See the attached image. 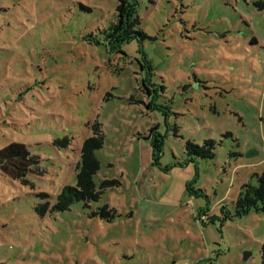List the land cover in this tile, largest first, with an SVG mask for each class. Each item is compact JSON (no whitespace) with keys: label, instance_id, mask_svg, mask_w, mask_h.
<instances>
[{"label":"rangeland","instance_id":"rangeland-1","mask_svg":"<svg viewBox=\"0 0 264 264\" xmlns=\"http://www.w3.org/2000/svg\"><path fill=\"white\" fill-rule=\"evenodd\" d=\"M255 1L138 0L146 37L112 52L119 0H0V148L24 144L40 170L30 184L0 173V264H264V211L202 222L264 172ZM99 136L94 179L114 185L90 208L53 211ZM206 139L215 157L185 164L186 142ZM103 206L114 218L93 215Z\"/></svg>","mask_w":264,"mask_h":264},{"label":"trees","instance_id":"trees-1","mask_svg":"<svg viewBox=\"0 0 264 264\" xmlns=\"http://www.w3.org/2000/svg\"><path fill=\"white\" fill-rule=\"evenodd\" d=\"M255 7L258 10H264V0H256ZM138 0H119L116 20L110 27L104 30L106 44L108 49L112 52H123L122 45L129 43L139 36L146 37V34L140 29V18L138 16ZM166 115V114H165ZM177 130V129H176ZM151 139L153 151V163L161 166V158L164 154V144L166 134L158 131L154 126L151 130ZM104 139L102 136L89 138L84 142L81 151V170L78 174V181L76 186H65L57 197V202L52 207L53 211L69 210L74 204H82L85 208H90L91 202H98L101 199L102 191L107 187L114 185L113 180H103L98 187L95 182V175L100 169V161L96 156V151L103 147ZM216 141L213 139H206L202 144L195 141L188 140L185 145L187 158L185 164L195 163L199 158L212 159L215 157L214 149ZM181 164V163H179ZM170 166L163 167L165 171H169ZM39 170V159L33 156L24 144L10 143L4 148H0V173L6 175L14 180L21 181L23 184H30L28 178L30 173ZM257 183H244L233 203V210L231 211L227 204L222 205L218 210L220 215L211 214L202 218L205 224L215 223L219 221L221 226L224 222L232 217H242L248 214L252 209L256 211H264V172L256 174ZM187 190L196 197H206L202 189H195L193 186H187ZM209 205V202H208ZM208 205L200 208L199 215L204 216L211 209ZM44 205V208H47ZM108 206L98 207L93 215H100L102 218L111 220L114 218Z\"/></svg>","mask_w":264,"mask_h":264},{"label":"water","instance_id":"water-1","mask_svg":"<svg viewBox=\"0 0 264 264\" xmlns=\"http://www.w3.org/2000/svg\"><path fill=\"white\" fill-rule=\"evenodd\" d=\"M244 258L247 259L248 258V255L245 254Z\"/></svg>","mask_w":264,"mask_h":264}]
</instances>
